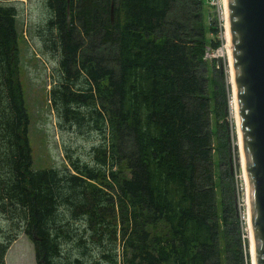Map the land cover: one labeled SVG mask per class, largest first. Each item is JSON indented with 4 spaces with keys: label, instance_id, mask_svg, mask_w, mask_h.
Here are the masks:
<instances>
[{
    "label": "trees",
    "instance_id": "obj_1",
    "mask_svg": "<svg viewBox=\"0 0 264 264\" xmlns=\"http://www.w3.org/2000/svg\"><path fill=\"white\" fill-rule=\"evenodd\" d=\"M46 5L61 68L51 100L69 124L101 139L92 164L33 167L16 12L0 4V213L32 241L36 264H81L64 251L75 240L63 224L70 212L99 244L119 242L113 264H251L229 167V86L222 63L206 56L222 41L214 5ZM14 237L0 240V264Z\"/></svg>",
    "mask_w": 264,
    "mask_h": 264
},
{
    "label": "rangeland",
    "instance_id": "obj_2",
    "mask_svg": "<svg viewBox=\"0 0 264 264\" xmlns=\"http://www.w3.org/2000/svg\"><path fill=\"white\" fill-rule=\"evenodd\" d=\"M213 6V16L219 29V37L222 39L221 45L214 49H208L207 58H216L223 65L226 82H228L229 94V116L227 118L230 132V170L233 172L236 181L237 201L236 209L243 220L244 238L247 239V252L249 257L252 245L250 238V224L248 218V191L244 181L243 153L241 155L240 139L238 134V122L234 107L235 91L232 80V60L231 52L226 46L225 21L227 11L224 9V0H205ZM0 4L13 7L16 12V27L18 41V76L23 92L24 105L29 115L28 140L31 147L32 163L34 168L52 167L62 170L69 168L70 160H79L92 164L91 148L101 139V135L89 128L87 131L80 125L69 124L59 113L58 104L51 100L50 92L53 86L61 79L60 53L58 50H51V34L47 22L50 18V11L46 5V0H0ZM226 14V15H225ZM225 20V21H224ZM227 27V38L229 28ZM225 165L222 166V168ZM66 221L73 234L67 241L70 247L64 249L65 252L76 255L81 259V264H113L111 254L116 253V257L121 252V245L116 244L114 250L111 240L106 238V242L95 241L90 229L83 218L79 215L67 213ZM0 230L2 236L15 235L9 243L4 256V264H36L34 258V248L32 241L22 231L21 227L13 225L10 219L0 213ZM79 238H85L86 246L77 245ZM110 243V244H109ZM65 245V244H64ZM114 250V251H113ZM114 257V256H113ZM251 264H253V259Z\"/></svg>",
    "mask_w": 264,
    "mask_h": 264
},
{
    "label": "water",
    "instance_id": "obj_3",
    "mask_svg": "<svg viewBox=\"0 0 264 264\" xmlns=\"http://www.w3.org/2000/svg\"><path fill=\"white\" fill-rule=\"evenodd\" d=\"M227 16L254 261L264 264V0H227Z\"/></svg>",
    "mask_w": 264,
    "mask_h": 264
},
{
    "label": "bare ground",
    "instance_id": "obj_4",
    "mask_svg": "<svg viewBox=\"0 0 264 264\" xmlns=\"http://www.w3.org/2000/svg\"><path fill=\"white\" fill-rule=\"evenodd\" d=\"M224 9H225V11H227V0H224ZM226 15V14H225ZM228 16L226 15V18H227ZM225 21V20H224ZM226 23L228 24V22H227V19H226V21H225V28H226V32H225V39H226V46H227V48L229 49V51L231 52V45H230V33H229V37L227 38V33H228V31H227V27H226ZM228 28H229V26H228ZM232 80H233V68H232ZM233 86H234V91L236 92V90H235V84H234V80H233ZM234 107H235V110H236V116H237V122H239V120H238V114H237V100H236V98H235V101H234ZM238 134H239V139H240V147H241V134H240V130H239V128H238ZM240 152H241V155H242V149H240ZM244 157V156H243ZM244 160V159H243ZM243 164H244V161H243ZM244 181H245V184H246V188H247V191H248V182H247V179H246V175H245V173H244ZM248 196V195H247ZM249 200V199H248ZM248 218H249V214H248ZM250 238H251V245H252V251H251V254H253V257H252V259H253V264H255V261H254V252H253V238H252V234H251V229H250Z\"/></svg>",
    "mask_w": 264,
    "mask_h": 264
},
{
    "label": "flooded vegetation",
    "instance_id": "obj_5",
    "mask_svg": "<svg viewBox=\"0 0 264 264\" xmlns=\"http://www.w3.org/2000/svg\"><path fill=\"white\" fill-rule=\"evenodd\" d=\"M70 24V22L69 21H67V25H69Z\"/></svg>",
    "mask_w": 264,
    "mask_h": 264
},
{
    "label": "built area",
    "instance_id": "obj_6",
    "mask_svg": "<svg viewBox=\"0 0 264 264\" xmlns=\"http://www.w3.org/2000/svg\"><path fill=\"white\" fill-rule=\"evenodd\" d=\"M208 51V50H207ZM208 55V53L206 52V56Z\"/></svg>",
    "mask_w": 264,
    "mask_h": 264
}]
</instances>
